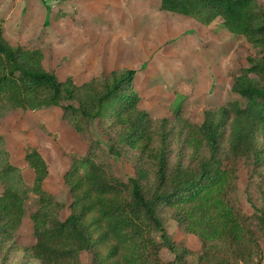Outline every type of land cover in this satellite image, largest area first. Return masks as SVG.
Wrapping results in <instances>:
<instances>
[{
    "label": "trees",
    "instance_id": "obj_1",
    "mask_svg": "<svg viewBox=\"0 0 264 264\" xmlns=\"http://www.w3.org/2000/svg\"><path fill=\"white\" fill-rule=\"evenodd\" d=\"M160 9L213 33L225 29L258 53L233 77L232 92L245 105L233 101L208 110L201 124L180 109L172 120L155 121L140 107L135 70L103 73L82 85L72 78L60 82L46 70L44 51L12 45L0 21V108L59 107L80 134H89L99 121L112 135L109 153L122 158L133 151L154 174L148 190L137 178H118L109 162L95 158L101 145L92 142L86 156H72L65 175L72 203L63 219L64 205L44 186L49 166L29 147L25 161L34 173L32 186L3 184L0 195V260L17 248L39 264H82L83 253L94 264H263L264 207L247 215L238 192L241 166L251 161L264 199V6L260 0H161ZM13 171L8 165L0 179ZM31 194L39 198L31 215L35 244L23 249L15 235ZM161 208L181 232L200 240L199 252L173 240ZM163 248L177 254L176 260L164 263Z\"/></svg>",
    "mask_w": 264,
    "mask_h": 264
},
{
    "label": "rangeland",
    "instance_id": "obj_2",
    "mask_svg": "<svg viewBox=\"0 0 264 264\" xmlns=\"http://www.w3.org/2000/svg\"><path fill=\"white\" fill-rule=\"evenodd\" d=\"M58 1L62 6L65 1L72 0ZM74 2L70 3L68 14H61L64 11L61 7L50 8L58 17L68 18L65 33H62V39H54V47L49 32L37 40L20 43L11 36L14 32L6 30V39L14 46L45 50V68L54 73L60 82L72 78L76 84L82 85L103 73L135 70L134 88L142 98L140 107L155 121L172 120L180 109L185 118L201 124L208 110H217L233 101L245 105L246 101L232 92L233 77L249 67L248 58L258 53L244 38L222 29L217 36L209 32L200 36L198 32V41L191 42L188 36L192 34H187L191 28L187 29L186 22H180V18L164 14L160 9L161 0ZM260 2L264 6V0ZM45 35L49 40H45L46 37L43 39ZM195 43H198L197 47L193 48ZM196 55L210 64L212 73L218 69L216 77L209 73L211 77L208 78H212L213 83L203 79L201 72L205 62H198ZM186 61L187 66L184 64ZM104 129L105 126L95 121L89 134H80L64 119L59 107H41L34 111L0 108V171L8 165L16 169L7 179H0V195L3 184L18 187L25 183L28 187L32 186L34 173L25 161V152L29 147H35L50 170L45 189L64 205L62 218L66 219L72 198L65 184V175L71 168L72 156H86L92 149V142L101 145V149L94 153L95 158L109 162L118 178L124 181L137 178L147 190L151 189L154 174L149 163L139 160L133 151L126 152L122 158H115L109 153L112 135ZM261 183L262 178L255 173L253 163H244L239 171L238 194L243 210L249 216L264 207ZM38 207L39 198L31 194L25 205L26 216L15 235L20 248H31L35 244L31 215ZM160 216L175 242L192 252L200 251V240L181 232L168 209L161 208ZM154 237L161 241L160 234ZM262 247L264 250V242ZM15 250L8 258L1 259L0 264H39L29 254L17 248ZM160 256L164 263L177 258V254L167 248L162 249ZM81 261L82 264H94L89 253H83Z\"/></svg>",
    "mask_w": 264,
    "mask_h": 264
},
{
    "label": "crops",
    "instance_id": "obj_3",
    "mask_svg": "<svg viewBox=\"0 0 264 264\" xmlns=\"http://www.w3.org/2000/svg\"><path fill=\"white\" fill-rule=\"evenodd\" d=\"M72 2L73 4H75L74 0H72V1H65L63 5L60 6L58 0L57 2L54 1L51 2L50 0H0V21L3 22L5 38H6V30H8L9 32H14V35L11 36H13L20 43L37 40L38 37H41L44 33L49 32V34L51 33V35L49 36L50 41H52L53 43L52 47H54V39L55 40L62 39L63 36L62 33H65L66 22H67L66 19L68 18L58 17V15H55L53 10H50V8H52L53 6H55L54 9H58L61 7L64 10L63 12H61V14H68L70 10V3ZM65 4H68V6H65ZM80 8L78 9L80 10ZM164 14H166V12ZM167 15H174V14L168 13ZM174 16L180 18L181 19L180 22L185 21L187 29L191 28L190 29L191 31H187V34L188 33L192 34L188 36V39L191 42L198 41L196 37L199 36V33L200 36L207 34L208 32L210 33V35L217 36V33L211 32L208 28L202 26L193 19L186 18L180 15H174ZM48 23H50L49 27H47ZM45 37H46L45 40H49V37L46 35L43 37V39ZM42 40L39 41L41 42ZM197 44L198 43L192 44V47L193 48L194 46L197 47ZM43 51L45 54H47L45 50ZM196 56L198 57V62L199 60L201 62L202 61L205 62L204 65L205 68H202V72H201L203 74V79L208 80L209 83L210 82L213 83L211 81L212 78H208L210 76L209 73H211L213 77H216L218 76V69H214L212 73L209 68L210 64H208V62L202 57L198 55ZM185 57L187 58L188 56L185 55ZM179 62H183V60L181 61L179 60ZM185 63H188V61L184 62V64ZM203 69L206 72L207 71L208 72L204 73ZM177 71H180V69H177ZM202 74L200 76H202Z\"/></svg>",
    "mask_w": 264,
    "mask_h": 264
}]
</instances>
